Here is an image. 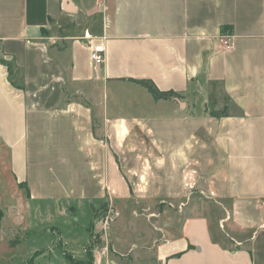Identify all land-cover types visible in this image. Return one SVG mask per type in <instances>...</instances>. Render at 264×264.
<instances>
[{
    "label": "crops",
    "instance_id": "crops-1",
    "mask_svg": "<svg viewBox=\"0 0 264 264\" xmlns=\"http://www.w3.org/2000/svg\"><path fill=\"white\" fill-rule=\"evenodd\" d=\"M61 1L0 0V168L19 217L5 226L2 205L0 243L18 228L21 246L32 203H70L74 223L83 203L84 228L106 204L91 264H264V0ZM199 86L207 110L187 100Z\"/></svg>",
    "mask_w": 264,
    "mask_h": 264
},
{
    "label": "rangeland",
    "instance_id": "rangeland-1",
    "mask_svg": "<svg viewBox=\"0 0 264 264\" xmlns=\"http://www.w3.org/2000/svg\"><path fill=\"white\" fill-rule=\"evenodd\" d=\"M62 30V29H61ZM198 90H190V94H188L187 100L189 103H193V105L196 107V111H201L202 108H205L207 110L209 108V102L211 100V97L209 96L206 88L200 87L197 88ZM141 101V100H140ZM6 177V176H5ZM4 177V170L0 168V186L2 183V196L0 198V208L2 207H8L9 212L7 210V215L4 221V225L8 226L12 223H16V221L19 220V217L15 214V211L10 209L12 206L16 205V198H12L7 187V182H5ZM8 177L10 175L8 174ZM8 181V180H7ZM83 203H76L73 206L77 205V222L74 223L71 218L63 217V211H66L67 208H69L70 203L65 204L64 202H39L37 204H31L30 209L26 211V213L23 215H29V220L31 217L29 229L30 234L25 238V240L22 242L21 246H19L17 249H13L9 247L10 241H18L20 243V240L22 238L24 239V235L27 233H23L19 231L18 228H15L10 231H4L5 233L2 236V241L0 243V264H5V261L7 258L15 256L14 263H22L23 261L25 264L29 263V259L32 257V254L35 251H39L35 254V258L32 259L31 264H41L46 261L48 257L53 256V262L56 264H62V262L66 263V259H64L63 254L66 253L70 255L73 260H76V262L81 261L82 263H85L88 261V255L91 254L89 245L93 243L98 242L102 232V227L99 224V218L106 215L108 211V205H101L97 208H94L93 214H91V222L87 224V226L84 228L85 223L87 221V210L88 207L81 206ZM37 207H35V206ZM79 206V207H78ZM137 207V206H136ZM112 210V208H111ZM68 211V210H67ZM66 211V212H67ZM33 214V215H31ZM68 215V214H67ZM70 216V215H69ZM22 217V216H21ZM76 218V217H75ZM23 222V217L22 221ZM68 222V225H67ZM71 222V223H70ZM56 223V225L54 224ZM98 223V224H97ZM70 224V225H69ZM55 226V227H54ZM56 229V234L52 233L53 229ZM109 226L107 228L106 234L108 233ZM52 233L53 241L50 244L51 236L50 232ZM86 231V232H84ZM87 233V235L85 234ZM105 233V232H104ZM62 234H65L66 237H70L73 244L80 243L81 240L84 239V237H87V243H83L81 246H78L76 248L68 249V242L65 239V237H62ZM78 242V243H76ZM67 249H66V248ZM66 250V251H65ZM38 254V255H37ZM74 256V257H73ZM79 256L81 259H78ZM77 257V258H76Z\"/></svg>",
    "mask_w": 264,
    "mask_h": 264
},
{
    "label": "built area",
    "instance_id": "built-area-1",
    "mask_svg": "<svg viewBox=\"0 0 264 264\" xmlns=\"http://www.w3.org/2000/svg\"><path fill=\"white\" fill-rule=\"evenodd\" d=\"M82 39L87 41V47L89 48V59L94 66H102L105 61V49L103 44L95 43V40L88 34L84 33ZM221 46L224 50L229 51L233 48V42L229 33L222 36ZM116 219V213L108 208L105 216L99 220V224L102 227L103 235H106L108 226ZM105 232V233H104Z\"/></svg>",
    "mask_w": 264,
    "mask_h": 264
},
{
    "label": "trees",
    "instance_id": "trees-1",
    "mask_svg": "<svg viewBox=\"0 0 264 264\" xmlns=\"http://www.w3.org/2000/svg\"><path fill=\"white\" fill-rule=\"evenodd\" d=\"M128 82L133 83V84L143 88L151 96V98L155 102H158V101H176V100L183 99V96L181 94L176 93V92L159 90L155 86V84L149 79H130V80H128ZM2 218H3V211L0 208V230H1ZM18 244H19V242L17 240L16 241H10L9 247L13 248ZM92 246H93V243L89 245V248H91ZM63 256L67 260V262H69L70 264H80L78 262H74L73 258L66 253H64ZM87 259H88V261L85 263H82V264H91V261H92L91 254L88 255Z\"/></svg>",
    "mask_w": 264,
    "mask_h": 264
},
{
    "label": "water",
    "instance_id": "water-1",
    "mask_svg": "<svg viewBox=\"0 0 264 264\" xmlns=\"http://www.w3.org/2000/svg\"><path fill=\"white\" fill-rule=\"evenodd\" d=\"M61 8L63 12H65L66 14H71V15L75 14L77 11L76 7L72 4L70 0H62ZM176 102L179 103V100H176Z\"/></svg>",
    "mask_w": 264,
    "mask_h": 264
}]
</instances>
